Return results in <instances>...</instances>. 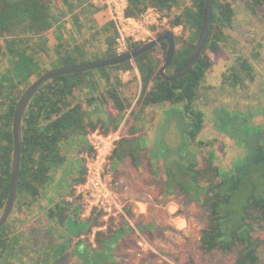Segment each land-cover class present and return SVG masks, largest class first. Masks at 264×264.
Listing matches in <instances>:
<instances>
[{"label": "trees", "instance_id": "obj_1", "mask_svg": "<svg viewBox=\"0 0 264 264\" xmlns=\"http://www.w3.org/2000/svg\"><path fill=\"white\" fill-rule=\"evenodd\" d=\"M127 1L126 13L129 17L140 18L148 7L154 6L169 18L171 28L183 27L182 33L177 35V52L169 72L175 73L180 70L199 41L206 0ZM236 5L237 9L243 8L254 17L264 11V0H215L207 44L197 64L184 77L171 82L162 78L160 70L168 51L166 43L136 58L132 62L134 63L132 70L138 68L144 90L146 83L149 86L154 82L146 88L148 96L144 102L145 107L160 104L185 107L186 136L190 144L200 147L192 153L195 157L198 155L200 160L193 162L187 170L192 178L191 184L199 190V195L192 201L207 212L206 226L201 233L199 248L214 259L221 254L232 256L234 264H263L264 238L261 234L264 233V198L251 197L245 206L241 224L236 230L229 227L230 213L221 210V206L230 203L235 189L234 186L226 185L234 180L235 174L239 173L238 169L244 167V162H238L232 171L223 175L221 166L202 152V149L212 142L200 140L199 144L195 142L207 126L206 114L202 110H195L196 102L199 100L207 73L215 65L224 45L232 38L231 31L235 28L237 15ZM63 7L73 13V22L80 31L82 40L73 39V42L68 41L65 46L61 42L58 47L52 49L43 37L50 35L55 24L62 21L66 15ZM107 17H109L107 6L95 5L93 0H0V56L9 61V66L0 73V214L6 205L11 187L14 114L21 96L30 86V82L33 83L51 70L116 56L115 40L107 27ZM91 24L98 28L95 32L93 26L90 27ZM110 25L112 26V23ZM84 29L89 30L90 35L83 34ZM167 31L162 30L156 36ZM129 65L131 61L104 68L102 70H110L111 74L102 73L101 77L94 78L95 71L57 77L46 84L30 103L23 122L19 194L10 220L0 230V264L15 263L14 255L20 245L17 239L28 235L26 230L30 225H25L24 221L23 225L20 218L26 216L27 211L35 210L43 199L53 179V169L64 166L67 161L64 152L68 143L75 138L85 139L98 128L109 132L91 121V112L87 110L88 106L100 105H97V101L105 97V92H102L101 96L96 94L100 84L104 82V89L118 111L124 112L131 107L126 103V99H124L126 102H121L117 90L114 89V84L122 86L116 72L131 69ZM254 74L253 64L243 61L241 77H238L244 79L241 86L246 87V81H255ZM225 77L227 80L233 76ZM142 98L143 92L138 104ZM224 113L226 112L223 109L220 116ZM221 121L225 122L220 124L224 128L226 125H234L230 113L225 115V120L220 118ZM247 122V118H244L242 122L237 123V128L231 126L233 128L231 133L237 132L238 135L240 133L238 142L244 145L246 153L249 152L250 145L246 143L242 134L246 132L244 128ZM248 129L250 133L251 128ZM261 156L257 155L255 165H263L264 157ZM83 180L82 173L74 183ZM225 187L231 191L229 194L227 191L224 192ZM64 202L66 205L58 204L50 209L46 220L55 223L61 229L67 226L73 233L75 229H86L90 234L94 226L101 225L102 222L98 219L83 224L81 222L83 220L77 215L79 206L68 204L66 200ZM101 216L99 215V218ZM125 223L121 222L119 229H114V222H111L107 231L97 234L96 247L90 244L88 238L78 244L82 247L81 251L94 255L106 253L109 258L105 264H114V255L110 254V250L114 249L120 238L125 243L126 239L134 234V230L127 224L130 228L128 230ZM43 228L45 229L44 224ZM30 232L33 233L34 230ZM117 249L120 250V247L115 248ZM60 254L61 256L54 252L48 253L47 259L59 263L62 261L60 264L68 263L64 261L62 252ZM86 260L94 262V257Z\"/></svg>", "mask_w": 264, "mask_h": 264}, {"label": "rangeland", "instance_id": "obj_2", "mask_svg": "<svg viewBox=\"0 0 264 264\" xmlns=\"http://www.w3.org/2000/svg\"><path fill=\"white\" fill-rule=\"evenodd\" d=\"M63 8L66 15L62 21H58V23L55 24L50 35L43 37V39L47 41L49 48L52 49L58 47L61 42L65 46L68 41L73 42V39L82 40L81 33L73 22V13L68 12L66 7ZM236 11L235 28L231 31L232 38L224 45L223 51L217 58L215 65L207 73L202 89L200 90L199 100L196 102L195 106V110H202L207 118V126L204 132L195 139V142H197V144H199V140L206 143L212 142L211 145L205 146L202 152L208 157L213 158L214 162L221 166L223 175L225 172L228 173L232 171L235 164H239L238 162H244V167L238 169L239 173L235 174L234 180L229 181L228 185H226L227 187L234 186L235 188L233 189L234 192L232 199L229 201L230 203L221 206L222 211H228L231 215L229 221L231 230H236L241 224L245 206L251 197L264 198V163L258 166L254 164L255 160L258 159L257 155H262L261 157H264V112L260 111L261 108L264 110V11L257 17L250 15L247 11L243 10V8L237 9V5ZM83 22L85 23L86 19H84ZM110 23V17H107L106 24L112 33L113 31ZM91 26L95 29L93 32L98 29L93 24H91L90 27ZM154 30H156V28H154ZM83 31V34L90 35L89 30L87 31L84 29ZM243 61L253 64L255 72V81L248 79L249 81H246V87L241 86V82H244V79H238L239 76L241 77V64ZM132 62L133 61H131L132 66L129 65L131 67L129 70H132L134 67V63ZM8 66L9 61L0 56V73ZM126 70H128V68L124 69V71L116 72L122 86L114 84V89L117 90L118 96L123 103L126 102L130 94L140 99L143 92L142 101L135 112H133L132 118L137 117L139 121L146 123L148 126H150L151 122H154V124H151L150 130L145 133L142 140L137 144L138 146L140 145V148L147 149L146 156L152 161L149 167L157 170L161 169V177H164L163 173L165 174L168 172L170 179H167V183H165L166 180L163 181V193H165L163 196L169 194L171 191L172 196L170 198H172V202H168L167 200L161 205V214L165 217L163 220L159 221L158 225H155L151 220L149 221V225L155 227V229L158 227L161 228V230L158 231L159 235L153 233V230L148 231L147 227L145 228L144 225H137L138 229L143 234V238L152 245L153 250L149 249L138 256V240L133 241L131 236L126 239L125 245L123 244L120 250L111 251L110 254L114 255L113 263L234 264L232 256L218 254L214 259L199 248L201 233L206 226L207 212L196 202L192 201V199L197 198L199 195V190L191 184L192 178L187 170L193 162L200 160L198 155L195 157L192 154L196 152L197 149L199 150L200 147L190 144L186 136L185 123H187V120L184 115L185 107L160 104L147 110L144 103L148 96L146 88L151 84L153 85L154 82H151L149 86L146 83L145 90L143 82L136 75H133L128 82H125L122 76L127 72ZM102 73H104V75H106V73L111 74V71L99 69L93 73V76L94 78L95 76L101 77ZM227 75H232L233 77L225 80V76ZM33 83L30 82V85ZM104 88L103 82V84H100L96 94L101 96L102 92L106 91ZM112 103L114 104L113 100L107 96V94L97 101V105L103 104L104 109H109ZM126 103H129L128 100ZM224 108L230 112V119L233 120L234 125H228L226 128L221 129L218 126H220V124H225V122H220L219 116ZM237 108L241 109L243 112H250L251 110L254 114L252 118L248 120L250 124L248 123L249 125L244 128L246 132L242 134L246 143L250 145L248 153H246L244 145L238 142L240 133L239 135L237 132L231 133L233 128H237V123L244 120L241 116L236 115ZM127 112L128 110L126 109L124 112L120 113L124 116V113ZM249 116H251V114H249ZM125 117H120L119 120ZM222 120H225V117H222ZM248 128H251L250 133ZM226 129L228 131H226ZM115 130L116 128H112L109 131L114 132ZM82 141L84 144L85 139ZM79 143H81L79 138H75L68 143L64 152L67 157V166L64 165L57 168L54 172V177H57L58 173L61 174L63 170H67L68 167L75 172L76 167L80 166L82 161L77 157V152L81 150ZM124 143L125 142L122 143V146ZM153 148L154 150L152 152ZM157 155L160 156V161L155 162ZM151 156H156V158L151 159ZM115 172L116 168L113 167L111 173L114 174ZM53 180L55 181L54 178ZM54 181H51L52 183L50 184L51 188L56 189V187L59 186L58 183ZM225 191H227L228 194L231 192L228 188L224 189V192ZM48 192L49 191L46 190L43 199L28 217L23 216L25 217L24 224H30L26 230L28 235L20 239L18 238L19 240L17 239V243L20 245L14 255V260L16 262L23 261L19 264H60L62 261L60 263L49 261L47 259V254L54 252L61 256L60 253L63 252L62 257L65 262H68L66 264H79L78 259L71 257L72 255L68 249L69 244L67 237L72 233L71 229L66 226L65 230L68 234L64 232V234H60L61 227L46 220L48 218L47 209L50 207V200L52 197L54 198L52 195L50 198ZM69 193L70 192L65 196L66 201ZM61 200L57 199L56 202L59 203ZM62 205H66V203L63 201ZM169 210H173L171 214ZM126 212L133 221H136V219L132 217L129 208L126 209ZM181 219H185V221L181 222ZM81 222H83V224L89 223L87 220ZM21 223L23 224V221ZM22 224H20V226ZM43 224L45 229L43 228ZM100 226H103V223L98 227ZM115 227H117V225H115ZM32 229L34 230L33 233L30 232ZM38 230L40 232H38ZM29 232L31 234H29ZM98 233H96L95 237ZM261 237L264 238V233L261 234ZM87 238H91V236ZM86 240L87 239H85L84 242ZM37 241H40V243L38 244ZM156 242L160 243L157 244ZM74 245H76L75 241ZM132 249L135 251H131ZM262 256L264 260L263 253ZM93 257L94 264H105L109 258L106 253H99Z\"/></svg>", "mask_w": 264, "mask_h": 264}, {"label": "built area", "instance_id": "obj_3", "mask_svg": "<svg viewBox=\"0 0 264 264\" xmlns=\"http://www.w3.org/2000/svg\"><path fill=\"white\" fill-rule=\"evenodd\" d=\"M93 3L105 4L109 10L115 40L114 50L117 55L124 54L133 46L157 37L156 35L162 30H172L177 35L183 31L182 26L171 28L169 18L154 6L148 7L140 18H133L127 16V0H93ZM133 75L141 79L138 68L127 70L122 79L128 82ZM123 137V128L114 132H106L98 128L85 138L80 151L84 180L74 183L67 202L79 206L77 215L80 219L88 221L98 219L103 223V226H94L92 233L88 235L91 236L89 240L93 247H96V233L107 231L112 221L116 223L126 221L135 230L138 256H140L142 252L153 250V247L143 238L136 221L128 216L125 205L116 191L115 177L108 171L110 159ZM99 215H102L101 218ZM81 238L88 239L86 235Z\"/></svg>", "mask_w": 264, "mask_h": 264}, {"label": "crops", "instance_id": "obj_4", "mask_svg": "<svg viewBox=\"0 0 264 264\" xmlns=\"http://www.w3.org/2000/svg\"><path fill=\"white\" fill-rule=\"evenodd\" d=\"M106 94L107 91H105V95ZM107 96H109V94H107ZM135 97V95L130 94L127 97L128 99L126 98L129 102L128 104H130L131 107L127 109L128 112L124 113V116L118 111L117 107H115L113 103L111 104L109 109H104L103 104H100L98 106L96 105L97 107L88 106L87 110L91 112L90 120L98 124L100 128L108 131L112 128H116V130L123 128L124 137L119 143L114 155L110 159L108 171L111 173V169H113V167L116 168V172L114 174L112 173L116 180V191L120 197L121 202L125 205V210L129 208L132 217L136 219V224L139 226L144 225L145 228L147 227L148 231L153 230V233L159 235L158 231L161 230V228L158 227L157 229H155V227L149 225V221L151 220L155 225H158L159 221L163 220V218L165 217L163 214H161L160 207L167 200L168 202H172V198H170L172 196V193L170 191L169 194L163 196L165 194L163 193V181L166 180L165 183H167V179H170V177L168 172H166L165 174L163 173L164 177H161V169L157 170L149 167L152 161H150L146 156L147 149H143L142 147L140 148V145L138 146L137 144L140 140H142V137L145 135V133L150 130L151 124H154V122H151L150 126H148L146 123L139 121L137 117L132 118L133 112H135V110L139 106V98ZM154 106L156 105L148 106L146 108L148 110ZM224 111L228 112L225 108ZM260 111L264 112L263 108H261ZM236 114L237 116H241L243 119L247 118V120H250V118H252V116L254 115L251 110L250 112H243L239 108H237ZM249 114H251V116H249ZM225 115L226 113H224L222 116H219V118L225 117ZM120 117L125 118L119 120ZM248 123L249 121L247 122L246 126L250 124ZM226 131L228 130L226 129ZM82 140V138H79V141H81V143H79L80 149L83 145ZM123 142L125 143L122 146ZM153 150L154 148L152 149V152ZM80 151L81 150L77 152V157L79 158L81 154ZM159 157L160 156L157 155V159H155V162L160 161ZM154 158H156V156H151V159ZM82 173L84 174V168L81 162L80 166L76 167L75 179L79 178ZM171 211L173 210H169L170 214ZM183 221H185V219H181V222ZM112 222H114L113 227L117 225V227H115L114 229H119L120 225L118 224L120 222ZM125 224L126 228L129 230L130 228L128 227L127 222ZM75 233L82 236L88 235V231L86 229H75V232L72 235L78 238L77 234ZM132 239L133 241L136 240V235H134L133 233ZM123 242L124 240L122 241V239L120 238L118 244H116L114 246V249H111L110 251H114L116 247H122L123 244L125 245V243ZM156 243L159 244L160 242ZM131 251L135 250L132 249Z\"/></svg>", "mask_w": 264, "mask_h": 264}, {"label": "water", "instance_id": "obj_5", "mask_svg": "<svg viewBox=\"0 0 264 264\" xmlns=\"http://www.w3.org/2000/svg\"><path fill=\"white\" fill-rule=\"evenodd\" d=\"M215 0H206L203 25L200 32L199 41L196 45L195 50L185 63V65L175 73H170L169 69L175 59L177 52V34L172 30H168L164 34H161L145 43H142L134 48H131L124 54L116 55L114 57L103 58L99 60H93L82 64H76L72 66H64L56 68L44 74L42 77L37 79L31 84L21 96L14 114V152L11 169V187L6 205L0 214V230L8 223L12 213L14 211L17 197L19 194L20 183H21V162H22V148H23V122L25 113L38 92L51 80L66 75H73L78 73H86L104 69L107 67H115L122 65L128 61H134L136 58L152 51L163 43L167 44V55L165 62L161 67L160 73L163 79L166 81H175L184 77L198 62V59L207 44L211 19L213 14ZM67 186H70L72 178H75L73 174H69ZM66 194H63L59 200L65 198Z\"/></svg>", "mask_w": 264, "mask_h": 264}, {"label": "flooded vegetation", "instance_id": "obj_6", "mask_svg": "<svg viewBox=\"0 0 264 264\" xmlns=\"http://www.w3.org/2000/svg\"><path fill=\"white\" fill-rule=\"evenodd\" d=\"M228 113L229 112H226V115ZM218 127H220L221 129L224 128L223 126H218ZM225 128H226V126H225ZM64 165L67 166V163L64 164ZM56 169H53V175H54V172H55ZM69 174H73L74 176H76L75 172L71 168H69V167L67 168V170H65V171L63 170V172H61V174L58 173L57 174L58 175L57 177H54L53 176V178L55 179V181L53 179H52V181L57 182L59 187H56V189H54V188H51V184H49V187L50 188L48 187L46 189L47 191H49L48 194H50V196H49L50 198H51V195L54 196V198L52 197V199L50 200L51 203H50V207L47 209V213L55 205L60 204V206H64V205H62V202L65 201V198H63L59 203H57L56 201H57V199H59L60 197H62L63 194H66V193L70 192L71 189H72V187H73V185H74L75 178H72V181L70 183V186H67V182H69L67 175H69ZM55 198H56V200H55ZM26 213H27L26 214V217H28L30 215V213H32V210L31 211H27ZM24 218L25 217H21L20 218L21 219V222L24 221ZM63 232L65 234H68V232L65 229H61L60 230V234H64ZM71 234L67 237V241H68V244H69L68 245V249H69V252L72 255L71 257H73L74 259H78L79 264H87V263L88 264H93L94 263L93 261H90L89 262L86 259L87 258L92 259L93 256H94V254L93 253L92 254H89L88 252L81 251V248L82 247L80 245H78L80 242H84V240L81 238L82 235L81 236H78V238H77V237H75V236H73ZM86 236L88 237V235H86ZM61 237H62V235H61ZM61 239H63V238H61ZM74 241H75L76 245H74ZM21 262H23V261H20V262H16L15 261V264H19Z\"/></svg>", "mask_w": 264, "mask_h": 264}]
</instances>
